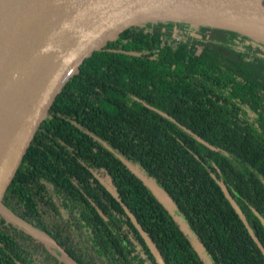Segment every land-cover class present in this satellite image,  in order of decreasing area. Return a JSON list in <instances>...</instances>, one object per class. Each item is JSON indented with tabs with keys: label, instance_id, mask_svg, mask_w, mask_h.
I'll return each mask as SVG.
<instances>
[{
	"label": "trees",
	"instance_id": "trees-1",
	"mask_svg": "<svg viewBox=\"0 0 264 264\" xmlns=\"http://www.w3.org/2000/svg\"><path fill=\"white\" fill-rule=\"evenodd\" d=\"M174 34L190 47L174 48ZM123 160L159 187L211 264H264L243 222L264 247V43L182 21L124 30L64 85L2 197L78 264H157L93 173L107 176L165 264H208ZM55 259L0 214V264Z\"/></svg>",
	"mask_w": 264,
	"mask_h": 264
},
{
	"label": "water",
	"instance_id": "water-1",
	"mask_svg": "<svg viewBox=\"0 0 264 264\" xmlns=\"http://www.w3.org/2000/svg\"><path fill=\"white\" fill-rule=\"evenodd\" d=\"M167 20L231 30L264 43V0H0L1 213L18 225H27L3 204V194L54 100L84 60L132 26ZM146 106L174 121L167 113ZM182 127L199 142L215 148ZM123 161L153 190V182L146 175ZM94 176L103 182L97 174ZM216 181L241 216L224 183ZM106 188L120 201L110 186ZM156 197L190 238L199 256L211 264L201 242L174 214L167 197ZM120 204L155 262L165 264L151 238L121 201ZM243 222L264 257V247L248 223ZM43 239L59 250L68 264H78L50 236Z\"/></svg>",
	"mask_w": 264,
	"mask_h": 264
},
{
	"label": "rangeland",
	"instance_id": "rangeland-1",
	"mask_svg": "<svg viewBox=\"0 0 264 264\" xmlns=\"http://www.w3.org/2000/svg\"><path fill=\"white\" fill-rule=\"evenodd\" d=\"M205 29V31L209 32L211 31L213 28L215 27H211V26H206V25H202ZM177 30V29H176ZM150 183H152L151 181H149ZM152 188L153 190L155 191L156 194H158L159 196L161 197H165V195L152 183ZM0 214H1V211H0ZM5 219L8 221V222H11L12 224L14 225H17V226H21V225H18L17 222H15V220L12 218V217H5ZM22 224V223H20ZM24 224V223H23ZM22 224V225H23ZM26 225V224H24ZM21 226L22 228V231L24 233H26L27 235H30L32 238H34L38 243H42L43 246L47 249L48 252H50L61 264L62 262H64V264H68V260L63 256V255H58L52 248V246L50 244L47 243L46 240L43 239L44 236H47L49 237L45 232L31 226V225H26V226ZM43 236V237H42ZM65 252L70 256L72 257L66 250ZM64 258V259H63ZM73 258V257H72ZM74 259V258H73ZM75 260V259H74Z\"/></svg>",
	"mask_w": 264,
	"mask_h": 264
},
{
	"label": "flooded vegetation",
	"instance_id": "flooded-vegetation-1",
	"mask_svg": "<svg viewBox=\"0 0 264 264\" xmlns=\"http://www.w3.org/2000/svg\"><path fill=\"white\" fill-rule=\"evenodd\" d=\"M80 174V173H79ZM96 174V173H95ZM93 176H94V173H93ZM99 176V175H98ZM102 180H103V182H100L95 176H94V178L101 184V187H102V189L99 187V189H100V192H103V189H105V190H107V188H106V185L107 186H110L111 187V185H110V182H109V178L107 177V176H105V177H101V176H99ZM108 191V190H107ZM109 192V191H108ZM110 193V192H109ZM120 200V199H119ZM118 201V200H117ZM119 202V204H120V201H118ZM121 205V204H120ZM122 207V206H121ZM18 228H21V226H17ZM58 233H59V231H58ZM61 234V233H60ZM59 234V235H60ZM62 235V234H61ZM63 236V235H62ZM56 242V241H55ZM58 244V243H57ZM58 246L63 250V251H65V248H64V246L63 245H60V244H58ZM53 248V247H52ZM53 250L60 256V255H62L61 253H60V251L59 250H57V249H55V248H53ZM53 256V255H52ZM54 257V256H53ZM72 258V257H71ZM56 260V259H55ZM53 262V261H52ZM57 264H60V262L57 260ZM32 264H35V262L34 261H32L31 262Z\"/></svg>",
	"mask_w": 264,
	"mask_h": 264
},
{
	"label": "clouds",
	"instance_id": "clouds-1",
	"mask_svg": "<svg viewBox=\"0 0 264 264\" xmlns=\"http://www.w3.org/2000/svg\"><path fill=\"white\" fill-rule=\"evenodd\" d=\"M175 22V21H174ZM175 36H178L179 37V40L178 41H176V40H174L173 41V47L175 48L177 45H179L181 42H183V43H185V44H187L189 47H190V45L192 44V42L191 41H189V40H187V39H182V37L180 36V35H178V34H174L173 36H172V38L174 39V37ZM2 215H4L3 213H1ZM5 216V215H4ZM6 217V216H5ZM19 218V217H18Z\"/></svg>",
	"mask_w": 264,
	"mask_h": 264
},
{
	"label": "built area",
	"instance_id": "built-area-1",
	"mask_svg": "<svg viewBox=\"0 0 264 264\" xmlns=\"http://www.w3.org/2000/svg\"><path fill=\"white\" fill-rule=\"evenodd\" d=\"M174 40L178 41L179 40V37L178 36H175L174 37Z\"/></svg>",
	"mask_w": 264,
	"mask_h": 264
}]
</instances>
